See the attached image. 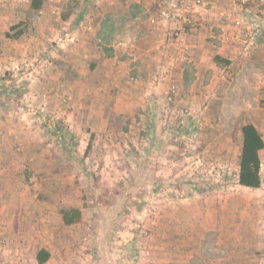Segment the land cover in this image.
<instances>
[{"label": "crops", "instance_id": "crops-1", "mask_svg": "<svg viewBox=\"0 0 264 264\" xmlns=\"http://www.w3.org/2000/svg\"><path fill=\"white\" fill-rule=\"evenodd\" d=\"M33 1L10 5L0 0V81L44 85L53 101L66 98L72 105L62 112L63 124L55 128V138L47 136L51 140L44 146L35 137V126L19 120L5 126V119L0 120V264H40L42 250L50 255L43 264H121L120 224L95 218L102 206L97 199L106 190L101 187H107L106 194L117 195L122 183L140 169L152 174L157 163L161 164L157 176L183 173L169 169L178 165L171 138L159 143L153 136L155 116L161 111L167 118L177 112L172 109L169 115L164 106L148 103L154 96L148 82L176 80L180 106L198 110L218 90L219 78L212 73L219 64L215 57L228 62V95L233 101L228 115L241 117L238 184L241 128L253 124L264 140V105L252 102L264 99V17L261 32L247 45L246 31L222 17V1L206 0L192 15L195 26L186 38V61L177 59L169 66L170 33L149 23L151 12L146 9L153 7L152 0H125L130 3L128 10L122 0H113L117 11L91 10L99 0H80L84 11L64 13L61 24L53 0H35L40 8H34ZM135 3L145 10L131 12ZM230 4L228 0V8ZM216 36L221 41L218 46L209 41ZM166 66L171 68L164 77ZM162 92L160 98L166 93ZM5 110L0 108V113ZM159 144L164 150L155 153ZM259 157L262 185L257 191L264 186V148ZM196 198L197 191L194 198L177 202L169 216L152 224L151 254L145 264L223 260L206 252L211 241L228 250V264H264V235L244 234L255 224L256 228L264 224L263 215L252 219L255 200L228 205V221H216L213 236L197 237L195 214L204 221L194 209ZM212 206L214 213L216 204ZM69 208L82 212L81 222L63 223L60 211ZM227 223L228 238L220 233ZM233 228L243 234H229ZM168 248L176 254L168 253Z\"/></svg>", "mask_w": 264, "mask_h": 264}, {"label": "rangeland", "instance_id": "rangeland-1", "mask_svg": "<svg viewBox=\"0 0 264 264\" xmlns=\"http://www.w3.org/2000/svg\"><path fill=\"white\" fill-rule=\"evenodd\" d=\"M53 1H51V4L58 24H61L64 13L69 11L82 13L85 9L84 4L80 5V0ZM112 1L99 0L91 5V10H93L92 7H95L99 11H103V8L104 11H113L115 8H113ZM152 1L154 2L153 7L148 5L146 10L155 15L158 4L164 0ZM203 1L205 2L206 0ZM221 1L223 5L221 8L222 13L228 12V0ZM225 1L226 4L224 3ZM126 2L122 0V7L128 10V4L130 3L127 4ZM135 4H131L134 7L132 10L130 9L131 12L138 13L145 10V8L138 9L141 4ZM88 9L87 7V11H89ZM115 11L117 10L115 9ZM149 23L151 24V22ZM151 25L169 30V49L173 53V58L168 61V65L173 66L177 59L180 62L186 61L188 57L184 48L187 44L186 38L187 35L191 34V29L194 28L195 24L189 26L190 31L188 29L183 36V41L178 40L175 35L174 25L167 27L158 24ZM209 41L216 46L219 45L217 42L221 44L218 36L210 38ZM56 48H59V45H56ZM177 52L180 53L177 55ZM181 52L184 53L185 58L183 59H181ZM214 66V72H211L219 78L216 85L218 90L215 91L216 95L204 102L202 108L198 110L180 106L178 101L180 88L176 80L161 84L156 81V78H152L147 84L148 91L152 90L154 95L148 100V103L161 108L164 106L162 110L164 112L167 111L169 115L172 109L175 113L177 112L175 115H170L166 118L163 112L160 111L155 116L156 120L154 123L156 126L154 127L153 136L155 140L158 139L159 143L164 141L167 136L171 138L173 145L176 146L173 157L177 158L180 166L176 164L170 165L169 169H174L175 171L176 169H181L183 173L178 177L171 175L165 177L157 176L155 171L161 167V164L157 163L152 167L154 171L152 174H145L144 170L140 169L134 175V178L122 183L120 193L117 195L110 196L106 194L107 187H104L105 185L101 187L106 190H104L105 194L97 199V201L99 200L102 203V206H100L95 218L104 221L113 219L116 224H120L119 232L122 241L120 246L121 264H145L144 261L149 259L151 254L148 239L152 237L150 229L152 224L159 222L165 215L169 216L177 202L184 200V198H194L195 191L198 192V198H196L194 209L196 212H201L199 214L205 223L199 222L197 214H195L197 221H194V223L197 225V229L199 228L198 231L200 233L199 235L196 234L197 237L213 236L214 223L216 221L224 222L226 219L228 221V205L231 204L247 205L248 202L252 203V200H255L254 203L258 207L253 204L254 209L251 215L254 214V217L252 219H259L262 215L264 219V186L261 191L256 189L248 191L247 188L239 186L236 182L238 169L236 145H238L240 140L238 128L240 127L241 117L239 115L237 117L228 115V108L233 107V101L228 95V64H217ZM170 68L165 67V71L162 74L164 77L168 75L169 70L167 69ZM160 75L161 73H159ZM138 81L142 82L140 79ZM141 84L143 85V82ZM162 91H166V93L163 98H160L164 94ZM257 96L258 94L255 95V97ZM252 102H255L257 106L264 105V99L257 98L252 100ZM71 105L66 98L59 102L53 101L44 85L25 81L20 84H6L0 81V108L4 110L13 109V112L2 111L0 120L5 119L6 122L3 121V123H6L5 126L14 122L17 124V120L28 126H35V137L39 141H43L41 143L43 146L51 140L50 138H55L53 136L56 131L55 128H58V124H63L62 112L71 107ZM63 107L65 108L63 109ZM210 108L212 109L211 112H209ZM232 120L234 121L233 123H231ZM1 123L2 121H0V125H2ZM232 125H234V128ZM47 136L50 137L49 140ZM230 141L232 144L231 148L228 147ZM228 149H230L231 153ZM163 150L164 148L159 144L155 153ZM160 154H156V156H160ZM104 183H106V180H104ZM43 196L41 195L40 198L45 200ZM89 198L95 199L94 196ZM214 203L217 210L213 213L211 210ZM236 223L239 224L238 220ZM226 226V230L222 231V229L220 233L227 235L228 238V223ZM256 226L255 224L248 231H244V234L252 236L253 233H261V236L264 235V224L259 228H256ZM235 228L229 229L233 230L229 234H243L240 232L241 229L235 230ZM145 247L146 249H144ZM167 250L168 253L176 254L175 251H171L169 248ZM206 252L210 256L216 255V257L223 258V260L216 259L213 261L212 259L213 262L211 263L209 259L202 258V260H194L195 264H228L229 262L228 250L226 251L224 246L218 242L216 244V242L212 243L211 241ZM128 259H131L129 260L130 262ZM147 263L150 262L147 261Z\"/></svg>", "mask_w": 264, "mask_h": 264}, {"label": "built area", "instance_id": "built-area-1", "mask_svg": "<svg viewBox=\"0 0 264 264\" xmlns=\"http://www.w3.org/2000/svg\"><path fill=\"white\" fill-rule=\"evenodd\" d=\"M10 5L23 3L25 0H2ZM68 1V0H67ZM169 3V4H168ZM203 0H164L158 4L156 14L151 13L149 22L163 27L175 26V35L183 41V36L194 24L192 15L203 5ZM236 29L246 31L245 42L255 41L262 30L264 0H231L228 12L221 13ZM249 40V41H248ZM185 58L181 52V59ZM146 249V247L144 248Z\"/></svg>", "mask_w": 264, "mask_h": 264}, {"label": "trees", "instance_id": "trees-1", "mask_svg": "<svg viewBox=\"0 0 264 264\" xmlns=\"http://www.w3.org/2000/svg\"><path fill=\"white\" fill-rule=\"evenodd\" d=\"M34 8L40 6L33 1ZM219 64H228L220 57H215ZM242 149L240 154V168L238 173V184L245 188L259 189L261 181V160L259 152L264 148V140L253 124H246L241 128ZM62 221L65 225H71L82 221V212L76 208L62 209ZM49 253L42 250L38 254V262L43 264L49 258Z\"/></svg>", "mask_w": 264, "mask_h": 264}]
</instances>
